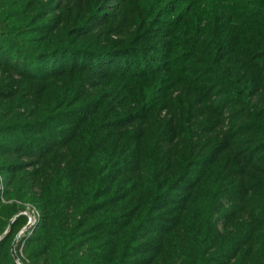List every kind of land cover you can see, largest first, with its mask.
<instances>
[{"label": "trees", "instance_id": "obj_1", "mask_svg": "<svg viewBox=\"0 0 264 264\" xmlns=\"http://www.w3.org/2000/svg\"><path fill=\"white\" fill-rule=\"evenodd\" d=\"M111 1L0 0V264H264V0Z\"/></svg>", "mask_w": 264, "mask_h": 264}, {"label": "rangeland", "instance_id": "obj_2", "mask_svg": "<svg viewBox=\"0 0 264 264\" xmlns=\"http://www.w3.org/2000/svg\"><path fill=\"white\" fill-rule=\"evenodd\" d=\"M139 1L140 0H135V1L134 0H126L125 2H123V0H122V4H121V2H120V4H118L117 0H112L110 2L111 9H114L116 7V9L114 10V14L118 11L117 15H119L121 17L123 15L122 18L125 19L121 22H117L119 27H120V32L124 36L128 35V33L131 35V38L135 37V38L139 39V37L142 36V30H143V28L145 26V22H146L145 18L151 14V11H152L151 7H153L155 0H143V2L141 3L139 8L143 9L145 7L144 12H140L138 10L137 6H138ZM178 1L179 0H173L170 5L175 6V5H177V3H179ZM126 2H129V3H126ZM157 2H163V1L162 0H156V3ZM135 8L138 10L137 14H136ZM139 16H141V18ZM167 17H170V16H164L163 12L160 14V16L155 17V20L150 22V24L148 26V31L145 33H149L150 37H154V39L157 38V39H159L158 42H160L161 38H163L164 36H162L163 34H159V33H161L163 31V29H166L164 32H167L169 29L168 26L162 25L163 24L162 21H164V19H168ZM122 18H119V19L117 18V19H118V21H120ZM164 27H166V28H164ZM119 37L113 36L112 38L117 39ZM120 38H122V37H120ZM163 114H165V113H163ZM226 125H228V122H226ZM23 161L28 162L25 159ZM2 189L4 190V186H2ZM3 202L6 203L7 201L3 199ZM19 213H20V215L27 217V222L29 220V217L27 216V214H30V213L32 214V216L36 215L37 220H35L36 221L35 225L22 236L23 237L22 239L19 238V233L23 230V228L25 227V225H27V223L20 229V231L15 236V239L12 243V256L14 257V260L16 261L17 264H20L19 261L22 262L21 259H24L25 254H24L23 248H24L27 240L32 236L34 229L36 228V226L38 225V223L40 221L39 211L32 206H26L25 209H23ZM21 242H22V244H21Z\"/></svg>", "mask_w": 264, "mask_h": 264}, {"label": "built area", "instance_id": "obj_3", "mask_svg": "<svg viewBox=\"0 0 264 264\" xmlns=\"http://www.w3.org/2000/svg\"><path fill=\"white\" fill-rule=\"evenodd\" d=\"M2 186H3V180L2 178L0 177V190L2 191ZM25 214V213H24ZM27 216L29 217V220L27 222V225H25V227L23 228V230L19 233V238H23L22 236L28 231L30 230L36 223L35 220H37L36 218V215H33L30 213V214H27ZM20 264H23L22 262L19 261Z\"/></svg>", "mask_w": 264, "mask_h": 264}, {"label": "water", "instance_id": "obj_4", "mask_svg": "<svg viewBox=\"0 0 264 264\" xmlns=\"http://www.w3.org/2000/svg\"><path fill=\"white\" fill-rule=\"evenodd\" d=\"M13 222H14V221L11 222V224H10L8 230L5 232V235H7V234L9 233V231H10V229H11V226H12V223H13ZM15 257H16V256H15Z\"/></svg>", "mask_w": 264, "mask_h": 264}]
</instances>
